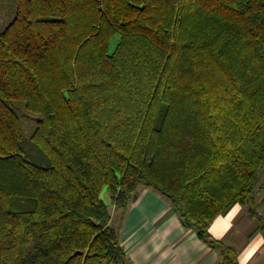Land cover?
I'll list each match as a JSON object with an SVG mask.
<instances>
[{
	"label": "trees",
	"instance_id": "obj_1",
	"mask_svg": "<svg viewBox=\"0 0 264 264\" xmlns=\"http://www.w3.org/2000/svg\"><path fill=\"white\" fill-rule=\"evenodd\" d=\"M263 164L264 0H15L0 28V264H131L112 214L141 188L217 264H239L209 228L240 205L264 239Z\"/></svg>",
	"mask_w": 264,
	"mask_h": 264
},
{
	"label": "crops",
	"instance_id": "obj_2",
	"mask_svg": "<svg viewBox=\"0 0 264 264\" xmlns=\"http://www.w3.org/2000/svg\"><path fill=\"white\" fill-rule=\"evenodd\" d=\"M112 216L131 264H217V252L184 228L168 201L151 188L140 189L122 218ZM255 227L254 218L235 205L214 220L209 233L236 248L239 264H264V239L260 233L250 236Z\"/></svg>",
	"mask_w": 264,
	"mask_h": 264
},
{
	"label": "rangeland",
	"instance_id": "obj_3",
	"mask_svg": "<svg viewBox=\"0 0 264 264\" xmlns=\"http://www.w3.org/2000/svg\"><path fill=\"white\" fill-rule=\"evenodd\" d=\"M14 9H15V0H0V28L1 29H3L14 16ZM112 49H113V46L111 45V50ZM19 114L21 115L22 122L24 118L26 117V120H25L26 125L24 126V131L28 135L35 129L34 118L33 116H29L24 112L21 113L19 111ZM259 180H260L261 188L257 194V197H258L260 211L264 213V164L261 166L259 170ZM101 199L104 202H106L108 205H110V195L106 188L103 189L101 192Z\"/></svg>",
	"mask_w": 264,
	"mask_h": 264
}]
</instances>
